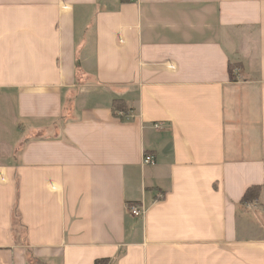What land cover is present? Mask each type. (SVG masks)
Here are the masks:
<instances>
[{
  "label": "crops",
  "instance_id": "0c3cea01",
  "mask_svg": "<svg viewBox=\"0 0 264 264\" xmlns=\"http://www.w3.org/2000/svg\"><path fill=\"white\" fill-rule=\"evenodd\" d=\"M261 233L264 0H0V264H264Z\"/></svg>",
  "mask_w": 264,
  "mask_h": 264
},
{
  "label": "trees",
  "instance_id": "16d2710c",
  "mask_svg": "<svg viewBox=\"0 0 264 264\" xmlns=\"http://www.w3.org/2000/svg\"><path fill=\"white\" fill-rule=\"evenodd\" d=\"M239 63H229V74L231 80L235 79V73L237 67H239ZM122 108L123 110L127 109V104L124 102L123 99H114L113 100V109H119ZM262 192H263V186L262 185H251L248 187L246 192L243 195L242 203L244 205H258L261 203L262 198ZM135 205V204H133ZM262 205V204H261ZM24 224L22 221V215L20 213V210L17 205L13 207L12 210V232L15 237H18L20 233L23 232ZM108 259H100L97 260L96 264H103L107 263Z\"/></svg>",
  "mask_w": 264,
  "mask_h": 264
},
{
  "label": "built area",
  "instance_id": "2783aa9c",
  "mask_svg": "<svg viewBox=\"0 0 264 264\" xmlns=\"http://www.w3.org/2000/svg\"><path fill=\"white\" fill-rule=\"evenodd\" d=\"M133 1V0H131ZM156 127H159V124H156L155 125ZM155 162V157L151 154H145L144 156V159H143V163L144 164H151V163H154ZM128 211L136 216V217H139V216H142L144 214V209L138 205H129L128 206ZM103 264H108V263H103Z\"/></svg>",
  "mask_w": 264,
  "mask_h": 264
},
{
  "label": "rangeland",
  "instance_id": "374dc122",
  "mask_svg": "<svg viewBox=\"0 0 264 264\" xmlns=\"http://www.w3.org/2000/svg\"><path fill=\"white\" fill-rule=\"evenodd\" d=\"M245 222L247 223V226L250 227L252 223H256V220H255V219H254V220H253V219H247V220H245ZM248 223H249V224H248ZM261 234H262V233H261ZM262 235H264V234H262Z\"/></svg>",
  "mask_w": 264,
  "mask_h": 264
}]
</instances>
